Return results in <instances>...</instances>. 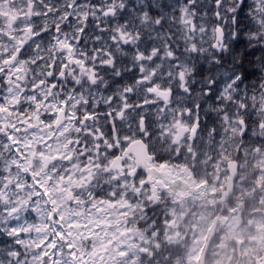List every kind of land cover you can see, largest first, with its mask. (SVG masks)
Wrapping results in <instances>:
<instances>
[{
	"label": "snow or ice",
	"instance_id": "obj_1",
	"mask_svg": "<svg viewBox=\"0 0 264 264\" xmlns=\"http://www.w3.org/2000/svg\"><path fill=\"white\" fill-rule=\"evenodd\" d=\"M237 181L264 189V0H0V264H172Z\"/></svg>",
	"mask_w": 264,
	"mask_h": 264
},
{
	"label": "flooded vegetation",
	"instance_id": "obj_2",
	"mask_svg": "<svg viewBox=\"0 0 264 264\" xmlns=\"http://www.w3.org/2000/svg\"><path fill=\"white\" fill-rule=\"evenodd\" d=\"M251 171V169H250ZM253 186L241 188L239 181L236 182L233 194L226 202H221L222 193L226 190L217 186L209 188L202 193L197 199L190 200L184 206L183 211L177 216V223L180 230L192 229L190 232L202 231L201 241L207 237L209 230L214 224L215 218L217 222L226 218L225 213L232 208L240 212L238 227L242 226L244 214H249L246 227L243 228L239 240H235V249H231V255L227 256V261L231 262L236 251L235 264H241L240 250L247 243L254 244L258 250L259 256L255 257L252 262H256L264 250V189H260L256 181H253ZM215 193V195H213ZM218 215H215L216 207ZM182 233L180 232V235ZM252 262L248 263L251 264Z\"/></svg>",
	"mask_w": 264,
	"mask_h": 264
}]
</instances>
